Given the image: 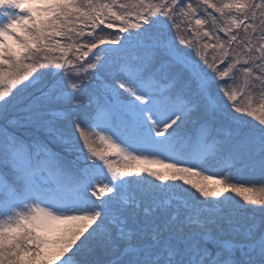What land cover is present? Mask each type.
Wrapping results in <instances>:
<instances>
[{
	"label": "snow or ice",
	"instance_id": "snow-or-ice-1",
	"mask_svg": "<svg viewBox=\"0 0 264 264\" xmlns=\"http://www.w3.org/2000/svg\"><path fill=\"white\" fill-rule=\"evenodd\" d=\"M0 264H264V0H0Z\"/></svg>",
	"mask_w": 264,
	"mask_h": 264
},
{
	"label": "rangeland",
	"instance_id": "rangeland-1",
	"mask_svg": "<svg viewBox=\"0 0 264 264\" xmlns=\"http://www.w3.org/2000/svg\"><path fill=\"white\" fill-rule=\"evenodd\" d=\"M206 174H207V175H211V174H212V172H211V171H209V172H207Z\"/></svg>",
	"mask_w": 264,
	"mask_h": 264
}]
</instances>
